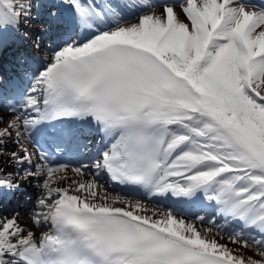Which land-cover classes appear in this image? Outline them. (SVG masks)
<instances>
[{
	"label": "snow or ice",
	"instance_id": "1",
	"mask_svg": "<svg viewBox=\"0 0 264 264\" xmlns=\"http://www.w3.org/2000/svg\"><path fill=\"white\" fill-rule=\"evenodd\" d=\"M10 33L48 55L0 88V264H264V0H0Z\"/></svg>",
	"mask_w": 264,
	"mask_h": 264
},
{
	"label": "bare ground",
	"instance_id": "2",
	"mask_svg": "<svg viewBox=\"0 0 264 264\" xmlns=\"http://www.w3.org/2000/svg\"><path fill=\"white\" fill-rule=\"evenodd\" d=\"M230 246H232V245H230ZM233 247H234V246H233ZM241 251H245V254H246V255H254V251L243 250V249H241ZM256 258H258V257H256Z\"/></svg>",
	"mask_w": 264,
	"mask_h": 264
}]
</instances>
